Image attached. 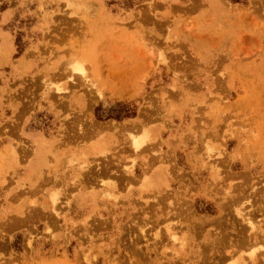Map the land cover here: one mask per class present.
<instances>
[{
  "label": "rangeland",
  "instance_id": "rangeland-1",
  "mask_svg": "<svg viewBox=\"0 0 264 264\" xmlns=\"http://www.w3.org/2000/svg\"><path fill=\"white\" fill-rule=\"evenodd\" d=\"M0 264H264V0H0Z\"/></svg>",
  "mask_w": 264,
  "mask_h": 264
},
{
  "label": "crops",
  "instance_id": "crops-1",
  "mask_svg": "<svg viewBox=\"0 0 264 264\" xmlns=\"http://www.w3.org/2000/svg\"><path fill=\"white\" fill-rule=\"evenodd\" d=\"M212 10H213V7H212V5L211 6H209V9H208V11L205 13L206 15H208L209 17H211L212 18V20H211V26L209 25L208 27H207V29H209V30H212V29H214V27L217 25L216 23V19H217V17H218V15H217V13L216 12H212ZM214 11V10H213ZM233 11V10H232ZM213 13V14H212ZM210 14V15H209ZM236 14V13H235ZM212 15V16H211ZM237 16V15H236ZM216 17V19H213V18H215ZM240 17V16H239ZM181 20V18H179L178 19V23H179V21ZM215 20V21H214ZM215 22V24H214V22ZM222 21V18L221 17H219V22H221ZM104 151H101L100 153H103ZM34 165V164H33ZM32 165V163L30 164V166H29V168H28V171L30 172L31 171V169H33L34 168V166ZM28 174V173H27ZM72 181H70L69 183H71ZM67 188H72L70 185H68V187H63V190H66ZM78 188V187H77ZM70 195H72V194H70ZM83 195V193H80V196H82ZM250 251V250H249ZM249 251H247V252H245V253H248Z\"/></svg>",
  "mask_w": 264,
  "mask_h": 264
},
{
  "label": "trees",
  "instance_id": "trees-1",
  "mask_svg": "<svg viewBox=\"0 0 264 264\" xmlns=\"http://www.w3.org/2000/svg\"><path fill=\"white\" fill-rule=\"evenodd\" d=\"M120 107V106H116ZM110 114H115V115H109L107 118H114V119H120L124 117H129V111L125 107L122 108V110H110Z\"/></svg>",
  "mask_w": 264,
  "mask_h": 264
},
{
  "label": "bare ground",
  "instance_id": "bare-ground-1",
  "mask_svg": "<svg viewBox=\"0 0 264 264\" xmlns=\"http://www.w3.org/2000/svg\"><path fill=\"white\" fill-rule=\"evenodd\" d=\"M73 71H75V72H81V68H80V66L75 65V66L73 67ZM99 151H101V150H99ZM240 217H241V216H240Z\"/></svg>",
  "mask_w": 264,
  "mask_h": 264
}]
</instances>
